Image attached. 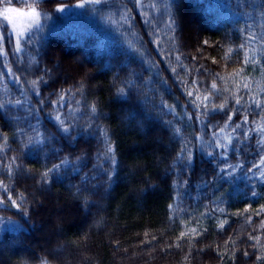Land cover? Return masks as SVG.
<instances>
[{
    "label": "trees",
    "instance_id": "16d2710c",
    "mask_svg": "<svg viewBox=\"0 0 264 264\" xmlns=\"http://www.w3.org/2000/svg\"><path fill=\"white\" fill-rule=\"evenodd\" d=\"M29 7L23 51L0 24V264H264V0Z\"/></svg>",
    "mask_w": 264,
    "mask_h": 264
},
{
    "label": "snow or ice",
    "instance_id": "6c2138e0",
    "mask_svg": "<svg viewBox=\"0 0 264 264\" xmlns=\"http://www.w3.org/2000/svg\"><path fill=\"white\" fill-rule=\"evenodd\" d=\"M19 2L23 3V0H19ZM38 2L39 3H43V0H38ZM92 2L93 3H99L100 0H92ZM136 2L140 3V0H136ZM76 7L83 8V7H85V4H83V3L77 4ZM56 11L63 12L64 9L63 8H57ZM8 13H16V18H14L11 15H8ZM0 15H4V19L7 20L8 25L12 26V31L17 36V41H16V49H17V51L20 50V39H19V37L25 34L23 29H25V28H33V29H35V28H39L40 25H41V13L39 11H37L36 8H34V7L31 8V10L28 11V12H19L15 8H8V9H5L4 13H0ZM6 29H7V25H4L3 29H0V30H6ZM245 87H247V86H245ZM211 88L214 89V90L217 89V84L215 82H213L211 84ZM188 95L192 96L193 93L189 92ZM204 99L208 100V96L206 95L204 97ZM253 102L255 103V101H253ZM235 103L237 105H239L240 104V99L239 98L236 99ZM0 107H3V105H0ZM219 107L222 110L224 105L221 104ZM257 107H259V104H257ZM228 119L231 120V116H229ZM244 123H247V120H245ZM239 127H240V124H237L236 128H239ZM65 131H66V129H65ZM177 131H179V129ZM260 131L264 132V128H261ZM244 135L247 136L248 133H245ZM218 146H220V145H218ZM110 151H111V148H109V152ZM44 175L47 176V173H45ZM261 178H264V177H261ZM0 186H2V185H0ZM253 195H256V193L253 192ZM8 199H11V197H8ZM0 203H3V201L0 200ZM13 206H16L14 201H13ZM222 226L223 225H221V227ZM193 231H195V229H193ZM246 254L247 253H245V255Z\"/></svg>",
    "mask_w": 264,
    "mask_h": 264
},
{
    "label": "rangeland",
    "instance_id": "374dc122",
    "mask_svg": "<svg viewBox=\"0 0 264 264\" xmlns=\"http://www.w3.org/2000/svg\"><path fill=\"white\" fill-rule=\"evenodd\" d=\"M0 1L3 2V3L1 2V4H0V13H4L5 9H8V8H15V9H17L19 12H28V11L31 10V8L29 7V5L31 4V2H36V3H37L38 0H23L24 3H28V5L23 6L24 9L18 8V7L15 6L14 4H11L12 1H19V0H0ZM6 1L9 2V3L7 4ZM80 4H81V3H80ZM83 4H85V6H87V5L91 4V2L83 3ZM84 8H85V7H83V8H78V7H76V5H75V6H71V7H65V8H63V9H64L63 12H59V13H58V11H57L56 14H55V16H59V15H62V16L65 15V16H69V17L77 16V15H79L80 13L83 12ZM8 15H11V16H13L14 18H16V13H8ZM190 20H191V19H190ZM190 20L187 22V25H188V28H191L190 30H192V32H194V31H193V30H194L193 27H195V26H194V24L192 23V21H190ZM49 21H50V20H49L48 17H43V15L41 14V25H40V27H41L45 22H49ZM1 23H4V24H7V25H8L7 20L4 19V15H0V24H1ZM192 26H193V27H192ZM8 27H9V32H10V34H12V36L14 37L15 42H16V41H17V36H16V34L12 31V26H11V25H8ZM40 27H39V28H40ZM39 28H35V29H33V28H25V29H23V31H24L25 34L19 37V39H20V50L17 51V52H21V51H23V47H22L23 42L26 41L28 37H31V36H32V35H33V34H34ZM0 37H1V34H0ZM0 41H1V40H0ZM48 233L50 234L51 232H48ZM57 234H58V233H57Z\"/></svg>",
    "mask_w": 264,
    "mask_h": 264
}]
</instances>
